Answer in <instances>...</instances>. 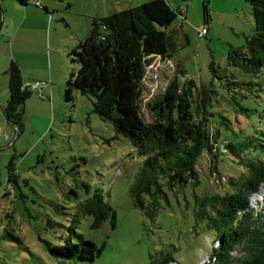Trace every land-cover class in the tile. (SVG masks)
Returning a JSON list of instances; mask_svg holds the SVG:
<instances>
[{"label":"rangeland","instance_id":"374dc122","mask_svg":"<svg viewBox=\"0 0 264 264\" xmlns=\"http://www.w3.org/2000/svg\"><path fill=\"white\" fill-rule=\"evenodd\" d=\"M51 1L56 4L54 18L62 16L71 27L81 25L85 18L79 11L83 1L73 0L71 6L60 4L61 0ZM167 2L173 8H185V18L181 26L179 16L170 24L178 27L170 56L154 55L145 65L139 111L146 121L152 120L146 101L163 91L175 75L180 81L191 77L196 82L210 83L222 92V79L210 69L213 61L220 74L230 72L235 74L232 78H250L229 64L231 50L240 48L253 31L249 0H209L207 22L202 0ZM91 18L86 14V24ZM202 28L205 31L200 34ZM7 51L3 47V52ZM78 66L77 61L66 57L68 73ZM71 93V98L65 96L64 90L57 96L56 110L46 114L47 122H22L20 129L6 120L0 106V264H148L150 257L168 249L176 258L171 264L203 261L214 236L195 214L194 195L233 190L229 174H237L240 168L225 155L211 169L213 161L203 152L196 162L200 174L197 186L187 184L176 192L169 190L168 201L160 200L151 209L145 196L140 206L134 186L144 156L135 151L126 135L115 131L110 120L94 111L91 96L76 88ZM33 96L34 93L30 98ZM260 98L256 97L258 101ZM219 103L215 104L219 108L239 105L235 101ZM255 107L259 109L254 112L258 117L262 105ZM237 114L242 117L240 110ZM10 159L18 174L17 184L7 180ZM95 191L114 209V224L108 216L94 227L93 216L82 211L81 202ZM250 199L258 213L264 212V183ZM6 230L11 237L3 235ZM75 232L101 247L92 260L52 254L44 242L63 243L67 237L77 240Z\"/></svg>","mask_w":264,"mask_h":264},{"label":"trees","instance_id":"16d2710c","mask_svg":"<svg viewBox=\"0 0 264 264\" xmlns=\"http://www.w3.org/2000/svg\"><path fill=\"white\" fill-rule=\"evenodd\" d=\"M249 1L253 31L240 48L231 50L229 64L250 78L220 74L213 61L210 69L222 79V92L210 83L191 77L180 81L175 75L163 91L146 101L151 121L143 119L139 111L145 65L154 55L170 56L178 34V27L170 24L179 16L178 26L182 25L185 8H173L167 0H146L93 18L89 32L68 50V57L79 66L65 79V96L71 98L74 88L91 96L94 111L110 120L115 131L126 135L135 151L144 156L134 186L140 206L147 198L151 209L160 200L168 201L169 190L176 192L187 184L197 186L200 174L196 162L203 152L213 161L211 169L225 155L240 168L237 174H229L233 190L194 195L196 216L204 220L205 227L213 231V240L218 241L210 248V259L201 264H264V212L255 215L249 206L250 194L264 183V0ZM202 12L207 22L209 0H202ZM1 15L0 9V23ZM6 71L9 94L3 112L6 120L20 129L23 103L33 90L21 87L24 78L15 61H10ZM256 97H261L260 101ZM220 100L239 105L219 108L215 104ZM251 101L262 105L258 117L254 114L259 112L257 104ZM7 171V180L17 184L12 159ZM80 206L93 216L94 227L108 216L115 223L114 209L96 191ZM75 234L77 240L67 237L63 243L44 242L52 254L92 260L101 247L81 233ZM3 235L12 236L7 230ZM235 246L242 252L236 258L230 253ZM170 261L176 258L168 249L150 257L148 264Z\"/></svg>","mask_w":264,"mask_h":264},{"label":"crops","instance_id":"0c3cea01","mask_svg":"<svg viewBox=\"0 0 264 264\" xmlns=\"http://www.w3.org/2000/svg\"><path fill=\"white\" fill-rule=\"evenodd\" d=\"M35 1L39 3L36 4ZM72 1L61 0L60 4L71 6ZM81 1L83 3L79 11L85 18L81 25L72 28L71 23L68 25L62 16L54 18L52 12L56 4L51 0H0V35L3 38L0 40L2 110L9 94L6 69L13 60L19 65L24 80L45 81L40 89L32 91L34 99L30 98L32 93L25 99L22 122H29L31 125L35 122H47L46 114L49 111L55 112L57 96L64 90L68 75L65 67L68 50L89 32L92 19L145 0H126V3L123 0ZM86 14L92 16L87 24ZM3 47L8 49L7 53L3 52Z\"/></svg>","mask_w":264,"mask_h":264},{"label":"built area","instance_id":"2783aa9c","mask_svg":"<svg viewBox=\"0 0 264 264\" xmlns=\"http://www.w3.org/2000/svg\"><path fill=\"white\" fill-rule=\"evenodd\" d=\"M36 4H38L39 2L38 1H35ZM184 10V8L182 9ZM205 31V28H202L201 31H200V34L203 33ZM45 81H28V80H24L21 84V87L22 88H27L29 90H37V89H40L41 85L44 84ZM251 195V194H250ZM249 206L251 208H253V213L255 215L258 214V210L255 208V206L253 205V203L251 202V199H250V196H249ZM218 241L217 240H213V244L212 245H217ZM232 257H238L241 255V251H240V248L239 246H235L231 249L230 251ZM210 259L209 257V253L207 254L206 258L203 260V261H200L199 264L203 263L204 261H208ZM172 262H176V261H170V264Z\"/></svg>","mask_w":264,"mask_h":264}]
</instances>
